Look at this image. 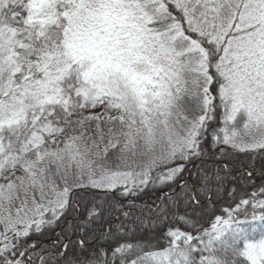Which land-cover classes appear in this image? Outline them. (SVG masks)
<instances>
[{
  "label": "snow or ice",
  "instance_id": "6c2138e0",
  "mask_svg": "<svg viewBox=\"0 0 264 264\" xmlns=\"http://www.w3.org/2000/svg\"><path fill=\"white\" fill-rule=\"evenodd\" d=\"M0 264H264V0H0Z\"/></svg>",
  "mask_w": 264,
  "mask_h": 264
}]
</instances>
